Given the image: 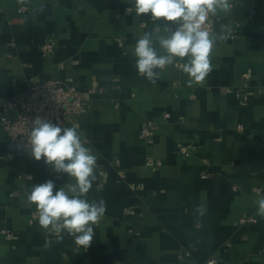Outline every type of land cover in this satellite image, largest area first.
<instances>
[{
	"label": "crops",
	"instance_id": "0c3cea01",
	"mask_svg": "<svg viewBox=\"0 0 264 264\" xmlns=\"http://www.w3.org/2000/svg\"><path fill=\"white\" fill-rule=\"evenodd\" d=\"M231 4L216 20L213 32H230L213 46L212 70L188 86L187 57L157 69L155 83L137 72L134 46L154 25L128 13L127 0H0V117H15L5 106L26 94L30 78L77 85L86 110L62 127H76L97 157L84 198L106 204L87 249L77 251L66 231L57 243L27 194L49 179L54 194L73 181L36 161L0 123V264H264L256 214L264 195V0ZM184 143L189 155L179 151Z\"/></svg>",
	"mask_w": 264,
	"mask_h": 264
},
{
	"label": "clouds",
	"instance_id": "9594fccd",
	"mask_svg": "<svg viewBox=\"0 0 264 264\" xmlns=\"http://www.w3.org/2000/svg\"><path fill=\"white\" fill-rule=\"evenodd\" d=\"M128 13L137 17L146 15L154 27L136 41L135 67L140 75L155 83L160 72L174 63V58H185L182 71L189 77L188 86L202 82L210 73V56L218 40L227 39L230 28L220 25L219 32L209 31L207 22L227 14L232 9L231 0H127ZM171 22V23H168ZM164 50L160 54L157 50ZM82 133L76 127H61L48 119L36 116L31 123L27 140L30 155L57 174H66L70 181L56 189L51 179L34 184L27 194V204L35 205L38 224L46 233L55 234L57 243L64 239L66 231L74 243L87 249L94 237V228L106 211L103 199L87 201L88 193L96 180L94 168L97 157L93 150L82 143ZM256 214L264 218V195L256 200ZM196 212L203 216L207 208L196 206Z\"/></svg>",
	"mask_w": 264,
	"mask_h": 264
},
{
	"label": "built area",
	"instance_id": "2783aa9c",
	"mask_svg": "<svg viewBox=\"0 0 264 264\" xmlns=\"http://www.w3.org/2000/svg\"><path fill=\"white\" fill-rule=\"evenodd\" d=\"M27 6H21L19 11H24ZM217 18H210L207 22L209 31H214ZM54 48V42L43 44V51L49 53ZM251 72L244 73L245 78H250ZM93 88H88L87 92H93ZM244 99H248V93L243 94ZM5 110L15 111L16 115L13 119L9 118L4 112L0 117V123L3 125L9 138L18 143L21 148L30 149L27 140L30 136L31 123L36 116H41L54 124H60L61 127L67 122H76L85 108V97L75 84H65L56 78H48L39 81L36 78L27 80V91L22 97H14L5 106ZM142 134L150 136L153 131L149 128H143ZM179 151L184 155H189L192 151L191 144H181ZM13 153H9L8 157L12 158ZM150 162H154V158H149ZM122 173V172H121ZM203 177H207V172L202 173ZM254 218H242L241 221H253ZM3 233L13 236L9 229H3ZM217 258H210L207 264H216Z\"/></svg>",
	"mask_w": 264,
	"mask_h": 264
}]
</instances>
